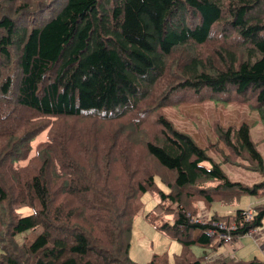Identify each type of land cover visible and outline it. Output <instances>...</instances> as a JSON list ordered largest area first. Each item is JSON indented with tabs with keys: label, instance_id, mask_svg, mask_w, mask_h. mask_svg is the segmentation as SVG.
I'll return each instance as SVG.
<instances>
[{
	"label": "trees",
	"instance_id": "obj_1",
	"mask_svg": "<svg viewBox=\"0 0 264 264\" xmlns=\"http://www.w3.org/2000/svg\"><path fill=\"white\" fill-rule=\"evenodd\" d=\"M3 1L0 264H138L146 194L167 216L145 218L183 247L175 264H264L209 260L225 243L217 223L236 226L233 241L263 226L264 180L233 182L222 168L244 160L264 176L251 126L219 127L200 146L164 114L190 98H238L264 126V0ZM243 196L261 200L249 221L246 209L211 214Z\"/></svg>",
	"mask_w": 264,
	"mask_h": 264
},
{
	"label": "rangeland",
	"instance_id": "obj_2",
	"mask_svg": "<svg viewBox=\"0 0 264 264\" xmlns=\"http://www.w3.org/2000/svg\"><path fill=\"white\" fill-rule=\"evenodd\" d=\"M0 2L4 1L0 0ZM219 100V97L218 102L210 99L199 100L190 98L187 104L181 105L179 108L167 109L164 111V114L179 129L191 133L202 144L200 146L215 142L219 127L227 128L232 125L247 123L251 126L252 139L259 145V151L264 158V126L259 121L254 104L252 102H240L238 98L233 102L225 104L220 103L222 101ZM44 140H46L45 135L37 139L38 142ZM212 156L216 157L214 153H212ZM222 166L227 177L233 182L251 186L264 180V176L261 174L248 170L249 164L247 161L238 160L235 165L223 164ZM160 172L163 173V170L160 169ZM159 202L160 199L158 197L146 194L143 197L144 210L135 218L132 230L130 257L138 264H149L156 254H168L170 263L175 264L176 257L183 252V247L178 241H175L165 233L157 231L154 225L145 218V214L147 213L167 216L163 209H156ZM259 202L260 199L258 197L243 196L237 206H224L216 203L212 206L210 212L211 214L218 212L228 215L237 209H246L250 210L254 215L253 207H256ZM203 210L204 206L201 205L198 217L202 220L207 216ZM17 213L19 216H25L31 214L32 209L27 206L18 207ZM261 231L264 236V222ZM40 233L41 229L35 232H29L27 235H19L17 239L20 242L32 240ZM24 236H26L25 239H23ZM238 239L239 244L241 243L243 247L237 245V248H241L236 253L237 260L249 261L257 258L264 261V245L259 247L256 239L252 236H241ZM223 250H225V246L222 247ZM1 251L2 248L0 245ZM193 252L198 257L205 254V251L198 247L193 248ZM207 254L209 255L211 252L207 251Z\"/></svg>",
	"mask_w": 264,
	"mask_h": 264
},
{
	"label": "crops",
	"instance_id": "obj_3",
	"mask_svg": "<svg viewBox=\"0 0 264 264\" xmlns=\"http://www.w3.org/2000/svg\"><path fill=\"white\" fill-rule=\"evenodd\" d=\"M261 201V200H260ZM246 236H252L256 239L257 245L259 247L264 245V236L262 235L261 228L259 230L251 232L249 235ZM237 245H240V247H243L242 244H239V239L228 243V244H223L220 245L217 249V252H215L212 256H210L209 260L213 259H223L227 257L235 258L237 259L236 253L238 250L241 248H237ZM225 246V250L222 251V247Z\"/></svg>",
	"mask_w": 264,
	"mask_h": 264
},
{
	"label": "built area",
	"instance_id": "obj_4",
	"mask_svg": "<svg viewBox=\"0 0 264 264\" xmlns=\"http://www.w3.org/2000/svg\"><path fill=\"white\" fill-rule=\"evenodd\" d=\"M248 221L250 219H252L253 217V213L250 211V210H247L246 213H245ZM216 226L222 230H224L225 232L220 236L221 239L226 243H231L233 240H232V236L230 234L231 230H235L236 229V226H232V227H228L226 225H223V224H219L217 223Z\"/></svg>",
	"mask_w": 264,
	"mask_h": 264
},
{
	"label": "clouds",
	"instance_id": "obj_5",
	"mask_svg": "<svg viewBox=\"0 0 264 264\" xmlns=\"http://www.w3.org/2000/svg\"><path fill=\"white\" fill-rule=\"evenodd\" d=\"M253 232V231H252ZM250 234V233H249ZM249 234H247V235H249Z\"/></svg>",
	"mask_w": 264,
	"mask_h": 264
}]
</instances>
